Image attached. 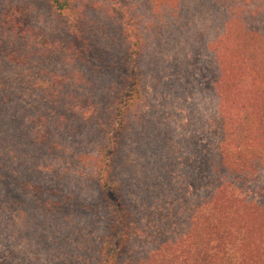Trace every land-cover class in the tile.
<instances>
[{"label":"trees","instance_id":"1","mask_svg":"<svg viewBox=\"0 0 264 264\" xmlns=\"http://www.w3.org/2000/svg\"><path fill=\"white\" fill-rule=\"evenodd\" d=\"M175 1L174 6L168 0H148L145 16L144 0H0V59L6 70L24 69L36 58L57 53L69 65L67 71H40L32 77L45 101L31 107L35 113L26 128L35 139L28 137L30 141L21 119H11L13 111L6 106L12 107V101L0 77V264H43L42 258L53 264H82L74 256H84L89 264H264L263 199L237 187L257 182L251 180L264 173V31L241 23L237 7L231 5L234 0H212L210 13L202 9L206 1ZM224 3L233 6L227 18L220 6ZM35 10L51 15L48 34L31 22ZM204 12L210 19L201 28L192 24ZM247 13L261 17L253 10ZM162 34L167 41L161 49L171 51L182 44L195 54L198 47L210 58L216 74L212 92L201 82V71L210 68L205 62L181 68L180 76L178 59L170 66L180 77L156 78L154 88L167 96L164 105H176L190 95L188 110L199 119L186 126L196 130L204 121L211 133L203 126L200 148L192 130H164L168 143L157 154L161 179L169 181L164 187L182 192L171 171L163 174L167 165L185 172L182 186L188 187L183 202L166 209L161 199L155 212L143 215L126 197L120 180L123 146L129 118L141 100L143 75L147 68L170 61L157 56L160 51L151 52ZM79 84L83 89H73ZM193 107L198 108L195 113ZM48 120L55 132L41 135L38 130ZM62 136L92 142V165L86 163L87 153L77 155L79 166L92 168L90 200H72L68 193L29 182L35 177L25 154L43 149L50 157L63 154ZM208 138L211 145L205 143ZM182 154L185 163L175 164L171 158L183 161ZM192 155L199 156L195 162ZM159 165L155 163L156 173L161 172ZM192 186L200 187L199 195L189 196ZM152 202L146 204L153 208ZM142 204L145 210L144 200ZM25 234L32 235L34 249L27 245L19 251L16 246ZM141 246L148 250L141 251ZM85 249L88 256L81 255Z\"/></svg>","mask_w":264,"mask_h":264},{"label":"rangeland","instance_id":"2","mask_svg":"<svg viewBox=\"0 0 264 264\" xmlns=\"http://www.w3.org/2000/svg\"><path fill=\"white\" fill-rule=\"evenodd\" d=\"M15 1L16 0H14V2ZM168 1L171 2L174 6L176 5L175 0ZM192 1H199L200 4L206 1L202 9L209 13L212 12V0ZM144 2L146 3V6H144L142 10L144 15L146 16L149 12L150 7L148 0H144ZM142 3L143 2H141V4ZM231 5L237 7V9H235L238 14L240 13L238 18L240 19L241 23L252 26L256 29H262L264 31V0H234ZM231 5L227 3L220 5L221 7H223L222 9L224 18H227V15L233 12V6ZM96 7L98 8V6ZM189 8L192 9L193 5H191ZM3 9L6 11L10 10L9 7H3ZM252 10L259 12V16L261 17H258L257 15H253L251 17L250 15H248L247 11ZM35 12L36 13L31 18V22L34 25L45 30L44 32H47L48 34L52 28V24L54 23V21H52L53 19L51 15L48 14L46 10H43L41 12L35 10ZM181 13L182 10L179 12L178 16L182 17ZM206 14L207 13L204 12L200 16H197L196 20L192 21V24H196L199 28H201L206 23V21L210 19L206 17ZM212 36V34H209V37ZM183 38L186 39L188 38V36L185 35L183 36ZM166 41L167 40L164 34L157 35L156 41L152 44L156 47V49L154 48V46L152 47V53L157 54L160 51V53L162 52V54H158L157 56H160L164 60L170 61L165 63V65L163 66L161 64L160 68L156 67V69L154 68L152 70L147 68L146 75H143L141 100L137 105V110L135 108L136 112L133 111V115L129 118V126L123 146V151L125 153V167H122L121 169L123 176L120 180L122 181L124 187L127 188L126 197L139 205L140 210L143 212V215H145V212L148 215L150 210L151 212H155V202L160 201L161 199L162 202L160 205L167 206L166 209L172 207V204L178 200L183 202V197L188 187L182 186L185 172H183L180 167L171 169L170 165L164 166L165 169L163 170V174L169 175L171 171V175L175 180L176 187L179 189L182 187V192L180 194L171 193L169 192L170 187H164V184H167L169 181L166 179H161L162 176L160 174H162V168L157 161V154L163 151L164 144L166 147L168 143V141H165L164 130H183L186 134L187 131L191 132L192 130L191 133H193V135L195 136V143L200 148H202L203 145L201 138V134L204 131L203 126L211 133L208 126L204 124V121L203 126L195 128L196 130H193L191 126H186L187 124L191 125V121L196 122L199 119L196 115L191 116L190 111L188 110L192 104L191 100H187L190 95H186L184 98L185 100L178 101L176 105H164L162 100L167 96L164 94H159L154 88L156 78H162L165 81L176 80L177 77L182 76L181 68L183 71H185L187 70L186 68L188 66H191L192 69L193 67L196 68L198 66H204L206 64L210 68L209 70L205 69L201 71V74L204 75L203 77H201V82L203 84V87L206 88L207 92H212V89L214 90L212 81L214 80V77H216V74L212 73V70L214 72V68L212 67L210 58L206 53L203 54L204 51L202 52L200 49H198L197 46V53L195 54V52H193L191 48L181 44L184 43V41L182 40H176L177 44H181V46L177 45L171 51L169 49L163 50L160 48V44ZM200 57L202 59H198ZM40 58L41 60H37L36 58L31 66L28 64L24 69H16L14 67L15 69L11 70H6L5 65L1 62L2 59H0V77L5 79L6 81V83H4V87H6V95L7 97H9V101H12L13 105L12 107H6L7 109H11V111H13V113H11V115H13L11 119L15 120L16 118H20L22 123L25 124L24 136H26V139L28 140L29 138L35 139L33 130L31 128H26L29 125L28 123L32 121V116L35 113L31 112V107H39L40 105L42 106L45 101L43 100V96L36 91L37 86L33 82L32 77L35 75V73H39L40 71L60 73L69 70V65L65 62V58L61 53H57L56 55L49 57ZM176 59L180 60L179 65L181 64V66H179L180 76H178V72H176L174 66H170V64H175ZM204 62L205 64H203ZM178 80H184V78L181 77ZM81 86V84L77 86L75 85L73 89H83L80 88ZM211 95V93H207L208 97H210ZM14 106L17 110L13 109ZM197 109L198 108L196 107L193 109L194 113L197 111ZM200 120L202 122V117ZM8 122L9 121L7 120L5 124H7ZM207 123H210V121L207 120ZM51 124H53L52 121H46L43 126H40L38 132L41 135H44L48 131L55 132L54 125L51 126ZM60 130L61 129L59 128L58 131ZM52 139L54 142H56V137L53 136ZM60 140H62L61 144L64 143L63 154L58 153L57 156L54 154L53 157H50L49 153H46L44 149L37 150V152H30L25 154V156L27 157H25L24 160L30 167V174L35 177L29 179V182H32L34 184L36 182L44 183L46 186L52 187V190H54L55 192L62 191L63 196L65 193H68L69 197L72 198V200H90V198L88 197V189H91L90 187L91 185H93V183L91 182L92 168H88L85 165L79 166L77 163V155L81 154L82 156H84L87 153V155L89 156L86 158V163L92 165L91 157L94 156V151L91 148L92 142L88 144L87 140L81 141L80 139L77 140V138L65 139L64 136H62ZM206 140V145H211V143L208 141L209 138ZM93 146L95 148H98L97 144H94ZM182 157L183 161L178 157L175 158L174 156L171 159L174 160L175 164L181 163V165H183L185 163V156L183 155ZM198 157L199 156L192 155L193 162H195ZM33 159L35 163H33ZM155 163L159 165L161 171L160 173H156L157 169L155 167ZM120 168L121 166H119V173ZM227 175L230 176L228 172ZM61 178H65V181H62ZM152 178H159L160 181L157 182L156 179ZM70 179L73 182L68 184ZM252 181L257 182L248 184L247 186H243V184L238 183L237 187L239 191H243L246 193V191L249 190L250 193L248 191L247 193H249L251 197H255V199H259V197H262L264 202V173H258L255 177V180H251V182ZM242 186L244 187V189L241 188ZM200 190L201 189L199 186H192L190 188L189 196L193 197L199 195ZM258 191H260L261 194H259ZM147 195H151V199L147 198ZM167 196L169 197L166 198ZM142 198L144 200V206L146 208L145 210L142 206ZM150 202L154 203L153 208H150V206L146 204ZM156 203L159 204V202ZM155 219L157 220V223L160 224V216L156 215ZM73 226H77V222H75L74 220ZM71 231L73 235H76L77 228L71 229ZM65 235L66 234H64L63 237H60L59 239H65ZM23 239L24 242H20L19 245L16 246L19 251L27 249L29 247L27 245H31L34 249L35 242L31 234H25V236L23 235ZM50 241H52V239H50ZM14 242L15 241H11L10 244H14ZM140 250L145 251L148 249L141 246ZM81 255L88 256L86 249L81 253ZM73 258L80 261L82 264L90 263V261L85 263L87 258L86 260H84V256L82 260L77 259L76 256H74ZM42 259L43 264H53V262H49L44 258ZM74 259H72V261Z\"/></svg>","mask_w":264,"mask_h":264}]
</instances>
